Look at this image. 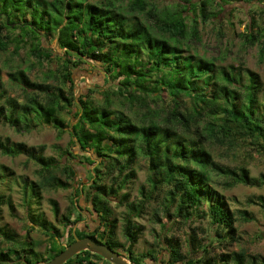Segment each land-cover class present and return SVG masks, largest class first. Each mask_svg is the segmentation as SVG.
<instances>
[{
	"label": "trees",
	"instance_id": "16d2710c",
	"mask_svg": "<svg viewBox=\"0 0 264 264\" xmlns=\"http://www.w3.org/2000/svg\"><path fill=\"white\" fill-rule=\"evenodd\" d=\"M118 1L0 0V52H9L11 59L7 82L23 93L20 102L10 94V86L7 88L0 81V123L18 133L49 125L61 135L66 127L64 115L76 118L69 126L71 139L68 147L60 150V159L45 156L42 153L45 145L37 148L0 137L1 154L11 157L22 154L38 166L36 180L21 185L23 202L28 209L32 199L40 198L41 190L75 185L74 195L83 194L99 217L91 229L86 224L73 229L82 218V210L72 201L73 210L62 217L68 230L67 245L75 237L88 236L117 251L121 244L114 239L115 219L111 218L102 182L110 178L108 192H117L134 178L132 165L142 156L147 161L150 194H159L163 186H168L165 201L168 197L169 203H176L179 221L188 222L200 213L217 225L214 232L217 237L233 242L234 213L224 196L211 185L212 173L224 177L223 185L227 188L264 184V174L258 180L250 176L244 165L237 168L218 165L211 149L216 145L235 147L241 142L264 154L262 82L255 72L241 66H217L210 59L182 49L189 36L188 17L184 13L192 10L203 21L208 20L211 13L206 10L207 0H178L176 9L163 13L149 0H130L128 11L144 15L148 24L135 14L122 13L124 7ZM252 1L264 0H222L220 10L223 11V5ZM246 27L247 43H259L260 57H264V26L252 18ZM191 32L196 31L193 28ZM54 40L62 53H54L49 47ZM21 51L25 52L24 58L19 57ZM18 59L34 61L45 71V79H30L17 64ZM86 64H100L105 75L116 81L111 96L104 93L101 103L95 102L90 94L96 86L86 93L74 94V78ZM49 78L55 83L48 82ZM162 92L172 103L166 109L157 107L159 101L163 102ZM182 97L188 99V105L179 102ZM114 99L120 105L128 104L133 116L113 107ZM72 146L92 153L93 158L86 153L74 154ZM76 163L87 166L88 182L83 185L81 178V183L75 181ZM17 178L0 165V185L10 188ZM258 200L264 207L263 198L260 196ZM3 201L0 193V204ZM6 201L12 210L11 202ZM52 204L57 215L56 204ZM203 205L205 210H201ZM135 211L134 208L132 212ZM242 213L247 215L245 210ZM31 221L33 229L37 223ZM126 221L125 235L129 241L126 256L137 264H145L131 251L137 232L129 231L131 222ZM53 229L57 236V229ZM221 229L225 232L223 237ZM29 232L26 230L27 238ZM0 237L13 243L0 248V264H39L65 248L53 243L45 256L36 257L33 241H17L1 226ZM187 241L192 255H183L181 244L174 240L167 242V258L158 264H212V260L194 255L200 248L195 232L188 235ZM243 257V252H235L232 264H244ZM63 264L110 263L82 251Z\"/></svg>",
	"mask_w": 264,
	"mask_h": 264
},
{
	"label": "rangeland",
	"instance_id": "374dc122",
	"mask_svg": "<svg viewBox=\"0 0 264 264\" xmlns=\"http://www.w3.org/2000/svg\"><path fill=\"white\" fill-rule=\"evenodd\" d=\"M96 1L98 0H86V2L91 3ZM129 1H118V4L122 8L124 7L121 12L127 14V16L135 14L145 24H148L149 21L144 15L128 11ZM207 1L206 10L211 13L208 20L203 21L197 12L194 14L192 10L184 13L188 17L186 22L189 36L182 44V49L187 50L190 54H196L198 57L210 59L217 66H241L255 72L262 82L261 95L264 98V57H260L259 43L249 45L245 37V34L249 32L246 26L252 18L260 26H264V1L261 3L255 1L251 3H231L223 5V11L220 10L222 0ZM149 2L157 7L158 12L163 13L176 9L178 0H149ZM193 28L196 31L194 33L191 32ZM154 34L157 35L155 31ZM49 47L54 53H62L55 40L50 43ZM24 56L25 52L21 51L19 57L24 58ZM9 57V52H0V81H3L7 88L10 86L7 82V72L11 60ZM17 62L30 79L38 81L45 79V71L34 61L32 63L29 60L18 59ZM15 63L13 61V64ZM80 70L74 78L75 96L81 92L86 93L88 88L94 86L97 89L90 94L95 102L101 103L104 93L111 96L115 80L105 75L100 64H86ZM47 81L55 83L52 78L47 79ZM104 89L106 90L103 93L100 92ZM8 90L15 99L20 102L23 100V93L18 87L10 86ZM209 90L207 89V92ZM161 96L163 102L159 101L157 107L164 106L166 109L172 106L164 92L161 93ZM179 102L189 104L188 99L184 97L180 98ZM113 107H119L125 113L133 116L128 104L120 105L114 99ZM64 117L66 127L61 135H58L57 131L49 125L18 133L13 128L0 123V137H7L11 142H23L28 146L37 148L39 145H45V149L42 151L45 156H54L60 159V150L68 147L71 139L69 126L76 122V118L74 119L72 114H65ZM254 148L247 143L240 142L235 147L226 148V146L216 145L212 147L211 151L214 161L218 165L229 168L244 165L249 169L250 176L259 180L260 175L264 174V154H259ZM72 151L76 155L86 153L93 158L92 153L79 150L78 146H72ZM0 165L5 166L9 172L12 171L15 177H19L15 183L10 185V188L0 185V193L4 199L0 204V226L17 241H23L24 239L33 241V250L36 257L45 256L53 243L56 246L67 245L68 230L62 223V217L73 210V204H77L82 210V218L72 226L73 229L85 224L91 229L95 222L97 223L99 214L92 209V205L88 199H85L83 194L74 195L73 188L75 185L55 190H41L40 198L32 199L29 204L30 207L27 209V205L22 199L21 185L24 181L36 180L37 175L35 172L38 166L32 160H28L25 155L11 157L1 153ZM75 168L78 174L75 178L76 184L81 183L79 178L82 179V185L87 183V166L76 163ZM92 168L91 166L90 169ZM132 168L134 169V178L126 182L115 193L108 192L112 183L110 178H105L102 182L105 186L107 203L112 212L111 218L115 219L114 239L121 244L118 247V252L125 256L128 253L129 241L125 235V227L127 225L126 220L130 219L129 231L136 230L137 232L136 243L131 251L135 257L143 259L145 264H158L159 260H166L168 254L166 251L167 242H174V240L181 244L183 255H192L189 252L190 247L187 238L193 232H195L197 243L200 245L198 252L194 255L200 257L201 260L208 258L212 260V264H232L233 254L243 252L244 264L262 263V260H264V207L258 204V197L261 196L264 200V184L258 186L237 184L227 188L223 185L224 177L212 173L211 185L224 196L226 205L233 211L235 217V241L229 242L226 238L217 237L214 233L217 225L212 224L207 216H200V213L193 215L188 222L179 221L176 217V203H169L168 197V200L165 201L166 192L169 190L168 186H163L159 194L156 192L150 194V186L146 182L148 170L145 158L138 156ZM6 200L11 202L12 210L7 205ZM52 202L56 204L58 209L57 215L53 212ZM205 207L203 205L201 210H205ZM134 208L136 211L132 212ZM243 210L247 212V215L242 213ZM33 219L36 220L37 225L31 229L30 226L32 227L33 223L31 220ZM39 224H43L44 227L39 226ZM51 227L57 229V236H55V231ZM26 230H30L29 238L26 237ZM100 230H102V227ZM219 232L222 237L225 236L222 229ZM7 246H13V243L0 237V248H6ZM41 263L43 262L39 264Z\"/></svg>",
	"mask_w": 264,
	"mask_h": 264
},
{
	"label": "water",
	"instance_id": "95a60500",
	"mask_svg": "<svg viewBox=\"0 0 264 264\" xmlns=\"http://www.w3.org/2000/svg\"><path fill=\"white\" fill-rule=\"evenodd\" d=\"M82 251H88L96 254L110 264H137L130 260L127 256L110 249L103 243H98L96 240L88 236L83 238L75 237L74 240L65 246L61 252L41 264H63Z\"/></svg>",
	"mask_w": 264,
	"mask_h": 264
}]
</instances>
